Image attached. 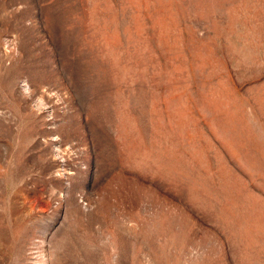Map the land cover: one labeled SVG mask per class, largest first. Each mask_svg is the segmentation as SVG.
<instances>
[{"label":"rangeland","instance_id":"374dc122","mask_svg":"<svg viewBox=\"0 0 264 264\" xmlns=\"http://www.w3.org/2000/svg\"><path fill=\"white\" fill-rule=\"evenodd\" d=\"M0 264H264V0H0Z\"/></svg>","mask_w":264,"mask_h":264}]
</instances>
